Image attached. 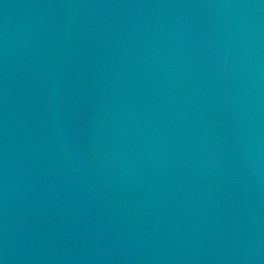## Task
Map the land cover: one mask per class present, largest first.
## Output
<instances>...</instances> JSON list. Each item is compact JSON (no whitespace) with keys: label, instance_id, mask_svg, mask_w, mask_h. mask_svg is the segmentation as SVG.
<instances>
[{"label":"water","instance_id":"water-1","mask_svg":"<svg viewBox=\"0 0 264 264\" xmlns=\"http://www.w3.org/2000/svg\"><path fill=\"white\" fill-rule=\"evenodd\" d=\"M0 264H264V0H0Z\"/></svg>","mask_w":264,"mask_h":264}]
</instances>
